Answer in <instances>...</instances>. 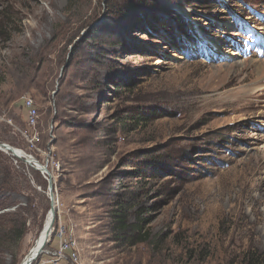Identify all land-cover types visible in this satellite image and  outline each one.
<instances>
[{"label":"rangeland","instance_id":"rangeland-1","mask_svg":"<svg viewBox=\"0 0 264 264\" xmlns=\"http://www.w3.org/2000/svg\"><path fill=\"white\" fill-rule=\"evenodd\" d=\"M246 29L264 39V0H0V143L47 164L59 202L32 264L71 224L82 264H264V58ZM120 205L148 239L116 231ZM50 207L45 174L0 149V264L22 263Z\"/></svg>","mask_w":264,"mask_h":264},{"label":"built area","instance_id":"built-area-1","mask_svg":"<svg viewBox=\"0 0 264 264\" xmlns=\"http://www.w3.org/2000/svg\"><path fill=\"white\" fill-rule=\"evenodd\" d=\"M25 108L28 109V119L30 127H35L37 123V108L33 99L25 101ZM33 141L38 140L37 135H33ZM63 226V225H62ZM76 227L72 224L62 234L60 246L53 251H49L50 256L41 261L40 264H82L81 253L75 244Z\"/></svg>","mask_w":264,"mask_h":264},{"label":"trees","instance_id":"trees-1","mask_svg":"<svg viewBox=\"0 0 264 264\" xmlns=\"http://www.w3.org/2000/svg\"><path fill=\"white\" fill-rule=\"evenodd\" d=\"M150 19L152 20L150 22V27L152 29H154V28L158 29L159 26H162L164 24V21L162 20L161 17L152 15V17ZM189 36H190V34L187 33V37L190 41L195 40L194 37H192V39H191ZM182 45H184V44H182ZM118 209L119 210L116 211L113 215V217H114L113 222L116 226V231L123 236V239H128V236L132 237L136 232L139 235L138 236V242L148 239V237L150 235V231L145 230L147 223L145 221V218L143 217V213L141 212V210L139 209V210L135 211L137 219L135 222L130 223L129 222V214H128L129 210H128V208H126L124 205H120V206H118ZM254 254H256V253L250 252V253H248V256L253 257ZM257 258H258V261H260L261 258L264 259V254L259 255ZM262 261H264V260H262ZM249 264H259V263H254V262L250 261Z\"/></svg>","mask_w":264,"mask_h":264},{"label":"bare ground","instance_id":"bare-ground-1","mask_svg":"<svg viewBox=\"0 0 264 264\" xmlns=\"http://www.w3.org/2000/svg\"><path fill=\"white\" fill-rule=\"evenodd\" d=\"M14 148V147H13ZM6 151V150H5ZM6 152H8V153H10L11 155H13L15 158H18V159H22V160H24L26 163H28L29 165H31V166H33V168L35 169V170H37V171H40L41 173H43L41 170H39V169H37L36 168V165L34 164V163H30L29 161H27V160H30L31 158H30V156H28L27 155V153L26 152H24L23 150H21V149H18V148H14V152L13 151H6ZM34 159V158H33ZM39 164H42L41 162H39V161H37ZM42 165H45V164H42ZM48 172H49V170H48ZM50 173V172H49ZM44 174H47L46 172H44ZM51 174V173H50ZM49 195V194H48ZM50 198V197H49ZM53 201H54V207H55V210H56V212H57V208H58V204H59V202H58V199H57V196H56V194H55V196H54V199H53ZM57 215V214H56ZM56 215L54 216V212L52 211V208L50 207V209L48 210V213L46 214V219H45V223H44V225H43V228H42V230H41V233L39 234V237H38V239L36 240V242H35V244H34V246L32 247V249H38L39 248V246L41 245V243L42 242H45V243H47V242H49L50 241V238L52 237V235H53V232H54V224H55V221H56ZM54 219V223H53V226H52V230L50 231L51 233L49 234V236L47 237V239H45V237H46V235H47V228L50 226V224H51V222H52V220ZM48 244V243H47ZM47 244H45V245H47ZM45 247V246H44ZM44 247L42 248V251H43V249H44ZM31 249V250H32ZM30 250V251H31ZM42 251H40L39 253H41ZM30 253V252H29ZM29 253H28V255H29ZM38 253V254H39ZM28 255L26 256V257H28ZM24 258V260L22 261V263L21 264H26V260H27V258ZM30 257H32V254L29 256V258ZM32 264V263H31Z\"/></svg>","mask_w":264,"mask_h":264},{"label":"water","instance_id":"water-1","mask_svg":"<svg viewBox=\"0 0 264 264\" xmlns=\"http://www.w3.org/2000/svg\"><path fill=\"white\" fill-rule=\"evenodd\" d=\"M0 149L2 150H6V151H13L14 152V148L9 145V144H6V143H0ZM29 156V155H28ZM30 160H27L29 161L30 163H34L36 165V168L41 170L42 172H46L47 174H45L47 180H48V194H49V197H50V200H51V208H52V211L54 212V216L57 214L56 210H55V207H54V196H55V182H54V177L52 174H50L48 172V167H47V164L46 165H42V164H39L37 162L36 159H33V157L30 156ZM43 172V174H44ZM53 223H54V219L52 220L50 226L46 229L47 230V235L45 237V239H47V237L49 236V234L51 233L50 231L52 230V226H53ZM45 242H42L41 245L39 246L38 249H32L28 255L27 260H26V264H31L34 259L36 258V256L38 255V253L40 251H42V248L45 246ZM32 254V257L29 258V256ZM36 260V259H35Z\"/></svg>","mask_w":264,"mask_h":264}]
</instances>
